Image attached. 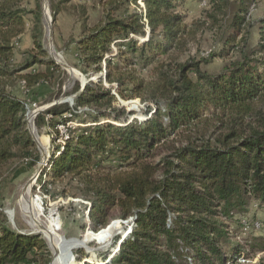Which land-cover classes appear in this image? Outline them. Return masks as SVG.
<instances>
[{
  "label": "trees",
  "instance_id": "trees-1",
  "mask_svg": "<svg viewBox=\"0 0 264 264\" xmlns=\"http://www.w3.org/2000/svg\"><path fill=\"white\" fill-rule=\"evenodd\" d=\"M126 1L107 0L104 7L117 9ZM141 1L143 13L107 18L75 44L80 63L86 61L96 71L106 63L104 81L116 88L86 86L77 95L76 111H103L95 113L92 124L75 129L78 132L69 130L52 162V179L70 176L86 186L83 197L91 204L92 231L114 219L134 220L128 237L116 241L118 250L110 264H225L229 260L222 247H239L232 238L253 226L243 222L249 203L264 206V19L259 21L257 47L249 48L244 40L239 58L220 74L203 73L193 60L162 63L144 83L134 75L124 77L106 58L112 44L147 62L149 55L183 52L192 37L177 11L186 0ZM209 1L219 9L239 0ZM23 4L0 0V168L18 154L25 160L33 156L24 103L12 88L19 82L27 90L47 84L58 70L52 60L43 61L40 5L29 12ZM243 5L241 1L235 7L230 23L234 31L244 25ZM50 11L56 20L59 8L51 5ZM32 13L33 48L15 66L13 42L26 32L25 18ZM134 98L149 103L146 119L114 123L125 115L115 107L117 99ZM67 113L76 117L67 106H53L36 117V127L58 135L55 119L65 123ZM45 250L40 237L11 231L0 214V264H48Z\"/></svg>",
  "mask_w": 264,
  "mask_h": 264
},
{
  "label": "rangeland",
  "instance_id": "rangeland-1",
  "mask_svg": "<svg viewBox=\"0 0 264 264\" xmlns=\"http://www.w3.org/2000/svg\"><path fill=\"white\" fill-rule=\"evenodd\" d=\"M106 1L24 0L23 4L29 12L36 11L37 3L40 5V42L45 52L43 61L52 60L58 70L49 76L47 84H40L27 90L23 83L19 82L12 88V94L24 103L23 122L33 144V148L31 147L33 156L25 160L18 154L0 168V214L5 218L6 227L11 231L25 236H38L44 241L48 264L52 262L54 252L45 238L46 229H50L60 241L78 242V247L69 251L68 256H64V259L67 257L64 264H110L118 250L116 241L126 239L135 225L132 219L127 221L114 219L108 227L92 231L89 229L91 204L83 197L86 186L70 176L57 181L52 179V162L65 145L69 130L79 129L80 125L92 124L96 118L95 113L98 115L103 111L94 107L76 111L77 95L82 94L86 86L116 88L115 85L110 86L104 81L106 66L103 72V63L102 68L96 71L90 63L79 62L75 44L89 36V30L104 25L107 18H125L132 13H143L144 10L141 0L135 3L128 0L117 9L105 8ZM206 1L204 4L201 0H186L177 10L186 31L192 37L183 52L169 53L168 56L149 55L145 62L138 53H129L127 49L118 51L117 43H114L111 46V54L108 55L111 63L118 66L124 77L134 75L144 83L152 80L154 70L162 63L174 66L176 63L193 60L199 63L203 73L213 76L220 74L225 65L239 58L238 49H241L244 40L251 49L259 44V21L264 19V0L230 1L219 9L215 8V3ZM241 1L247 15L241 31H234L230 23L235 7ZM51 5L60 10L56 20L52 19ZM34 14L26 16V32L13 42L12 64L15 66L22 64L26 58L24 53L33 48L31 34L35 25ZM209 15L213 18L209 19ZM137 41L139 44L143 42L141 39ZM83 59H86L85 56ZM33 69L43 71L44 67L34 66ZM144 104L146 103L138 98L117 99L115 107L124 111L125 115L114 123L121 125L127 121L142 123L146 119L145 111L149 103ZM53 106H67L76 113L74 118H70L68 113L65 114V123H61L58 118L55 119L58 135L52 129L36 127V117ZM107 120L108 123H113L112 120ZM35 153L38 159L33 162ZM246 211L247 217L243 222L253 226L248 232L245 229L244 233L238 232L232 238L231 243L238 242L240 248L230 245L222 247L229 260L225 264H264V206L251 201Z\"/></svg>",
  "mask_w": 264,
  "mask_h": 264
},
{
  "label": "bare ground",
  "instance_id": "bare-ground-1",
  "mask_svg": "<svg viewBox=\"0 0 264 264\" xmlns=\"http://www.w3.org/2000/svg\"><path fill=\"white\" fill-rule=\"evenodd\" d=\"M29 205H28V210H29ZM26 213V212H25ZM29 213V212H28ZM45 238L48 241L51 249L54 252V257L53 260L50 264H64V256H68L67 253L71 250H73L75 247H78V242L77 241H60L57 238H55V235L52 233L50 229L45 230ZM43 233V234H44Z\"/></svg>",
  "mask_w": 264,
  "mask_h": 264
},
{
  "label": "built area",
  "instance_id": "built-area-1",
  "mask_svg": "<svg viewBox=\"0 0 264 264\" xmlns=\"http://www.w3.org/2000/svg\"><path fill=\"white\" fill-rule=\"evenodd\" d=\"M204 4H206L207 3V1L206 0H201ZM138 40H140V39H138ZM106 58H108V55L106 56ZM103 72H105V66H106V63L105 62H103Z\"/></svg>",
  "mask_w": 264,
  "mask_h": 264
},
{
  "label": "crops",
  "instance_id": "crops-1",
  "mask_svg": "<svg viewBox=\"0 0 264 264\" xmlns=\"http://www.w3.org/2000/svg\"><path fill=\"white\" fill-rule=\"evenodd\" d=\"M19 38H21V36H20ZM23 85H24V84H23Z\"/></svg>",
  "mask_w": 264,
  "mask_h": 264
},
{
  "label": "water",
  "instance_id": "water-1",
  "mask_svg": "<svg viewBox=\"0 0 264 264\" xmlns=\"http://www.w3.org/2000/svg\"><path fill=\"white\" fill-rule=\"evenodd\" d=\"M117 248H118V246H117Z\"/></svg>",
  "mask_w": 264,
  "mask_h": 264
}]
</instances>
